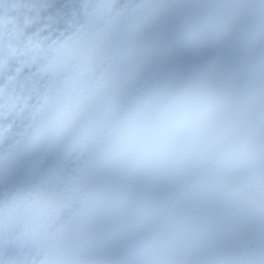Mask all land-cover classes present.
<instances>
[{
    "label": "clouds",
    "instance_id": "obj_1",
    "mask_svg": "<svg viewBox=\"0 0 264 264\" xmlns=\"http://www.w3.org/2000/svg\"><path fill=\"white\" fill-rule=\"evenodd\" d=\"M126 6L148 11L137 32L146 69L227 48L237 59L141 73L58 137H38L57 103L25 97L0 121V172L34 154L59 162L0 191V264H264V0Z\"/></svg>",
    "mask_w": 264,
    "mask_h": 264
},
{
    "label": "snow or ice",
    "instance_id": "obj_2",
    "mask_svg": "<svg viewBox=\"0 0 264 264\" xmlns=\"http://www.w3.org/2000/svg\"><path fill=\"white\" fill-rule=\"evenodd\" d=\"M129 15L131 21L125 23ZM8 18L17 31L31 37L27 66H17L23 91L45 105L52 101L58 105L54 119L38 137L60 136L83 106L108 90L115 98L141 73L157 76L183 71L211 56L226 58L224 52L177 54L146 69L151 49L137 41V32L148 11L130 13L126 0H78L73 6L60 0H0V20ZM3 56L0 40V59ZM212 231L207 227L200 238Z\"/></svg>",
    "mask_w": 264,
    "mask_h": 264
}]
</instances>
